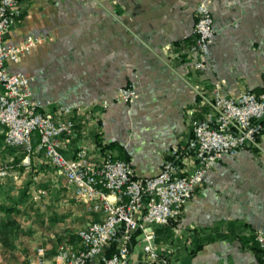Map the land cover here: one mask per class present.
Instances as JSON below:
<instances>
[{"label": "crops", "instance_id": "crops-1", "mask_svg": "<svg viewBox=\"0 0 264 264\" xmlns=\"http://www.w3.org/2000/svg\"><path fill=\"white\" fill-rule=\"evenodd\" d=\"M202 1L20 0L21 15L4 43L27 36L42 41L5 66L32 79L33 98L50 102L45 111L71 109L74 134L62 139L65 158L82 147L92 158L110 153L145 178L158 174L177 147L179 171L190 174L192 122L208 112L214 86L228 98L264 93V0H210L214 36L203 70L196 71L180 50L193 41ZM131 83L138 98L116 102L117 90ZM90 213L91 221L99 219ZM152 230L172 264H264L254 241L264 231V132L256 146L222 156L181 216ZM139 235L133 237L134 259L141 256ZM58 247L45 245V258L53 259ZM35 252L15 251L20 263L12 264H28Z\"/></svg>", "mask_w": 264, "mask_h": 264}, {"label": "built area", "instance_id": "built-area-1", "mask_svg": "<svg viewBox=\"0 0 264 264\" xmlns=\"http://www.w3.org/2000/svg\"><path fill=\"white\" fill-rule=\"evenodd\" d=\"M210 0L196 8L193 43L180 50L192 69L201 71L214 36ZM21 15L20 0H0V135L3 147L22 149L21 165L29 166L31 157L40 154L64 178L73 198L88 206L99 219L77 232V247L59 246L53 259L45 258L39 247L28 264H172L159 252L155 226H166L177 220L184 206L195 195L206 173L224 155L234 154L247 146H256L264 132V93L245 91L228 98L214 86L209 110L204 118L192 122L195 142V167L190 174H181L182 151L172 147L168 158L153 177H136L129 162L110 153L97 158L88 149L79 148L73 158L61 153L62 139L74 134L69 118L71 109L59 106L54 114L45 111L49 101L34 99L32 79L21 72H10L5 64H17L24 55L42 41L39 36H27L15 45H6L5 34ZM138 98L135 83L117 90L115 101L132 104ZM103 102L102 107L106 108ZM1 150V146H0ZM1 154V152H0ZM10 157L7 163H11ZM10 169L0 168V176ZM141 256L134 259L133 237ZM257 246L264 250V231L254 234ZM114 242L116 248L107 257L104 252Z\"/></svg>", "mask_w": 264, "mask_h": 264}, {"label": "rangeland", "instance_id": "rangeland-1", "mask_svg": "<svg viewBox=\"0 0 264 264\" xmlns=\"http://www.w3.org/2000/svg\"><path fill=\"white\" fill-rule=\"evenodd\" d=\"M0 152V168L10 166L0 176V203L9 210H0V223L9 220L14 225V248L9 250L0 243L4 251L0 264L20 263L15 251L28 256L49 244L69 247L78 230L91 222L88 206L73 198L62 175L39 155L26 167L15 161L19 152L3 146ZM10 157L13 161L7 163Z\"/></svg>", "mask_w": 264, "mask_h": 264}, {"label": "trees", "instance_id": "trees-1", "mask_svg": "<svg viewBox=\"0 0 264 264\" xmlns=\"http://www.w3.org/2000/svg\"><path fill=\"white\" fill-rule=\"evenodd\" d=\"M193 41H194V38H193ZM193 41L188 46H190L193 43ZM181 57L183 58L184 55L181 56ZM108 147H112V145H109ZM11 150H15L16 152H19V156H17V158L15 159V161L20 162L22 160V158L24 157V155H25L24 152L22 151V149L16 148V149H11ZM36 155H39V154H36ZM118 159H120V158H118ZM121 160H124V159H121ZM124 161H126V160H124ZM0 210L2 212H4V213L9 212V210L7 208H5L1 203H0ZM92 215L93 214H91V216ZM91 220H92V217H91ZM13 228H14V225L9 220H7V221L5 220V221H2L0 223V243H1V245L3 247L5 246L7 249L9 248V250L10 249L13 250V248H14V246L12 244V241H11V238L14 235ZM75 238L76 239L74 241L72 240L73 242L71 241V244L77 242V234H76V237ZM116 245H117V242H114L108 249H106V251L104 252V254L107 257L111 256V254L113 253V251L116 248ZM132 245H133V242H132ZM64 246H67V245H64ZM255 250H257V252H260L261 254H264V250L260 249L257 246V244H256V249Z\"/></svg>", "mask_w": 264, "mask_h": 264}]
</instances>
